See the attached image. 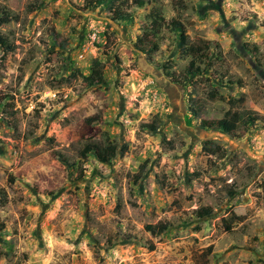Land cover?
<instances>
[{
	"label": "rangeland",
	"instance_id": "1",
	"mask_svg": "<svg viewBox=\"0 0 264 264\" xmlns=\"http://www.w3.org/2000/svg\"><path fill=\"white\" fill-rule=\"evenodd\" d=\"M121 7L130 20L86 0H0L13 45L0 44V264H264V0ZM153 8L188 48L210 41L208 56L157 33ZM244 108L246 133L225 117ZM107 141L110 161L85 153Z\"/></svg>",
	"mask_w": 264,
	"mask_h": 264
},
{
	"label": "trees",
	"instance_id": "2",
	"mask_svg": "<svg viewBox=\"0 0 264 264\" xmlns=\"http://www.w3.org/2000/svg\"><path fill=\"white\" fill-rule=\"evenodd\" d=\"M130 1V4H136L138 6H144L146 3V0H86L87 5L90 7H96V6H105L108 8L110 11L114 13V19L116 20H130L133 15L130 14L129 12H126L125 10H122L123 5H127ZM148 1V0H147ZM178 1V0H177ZM178 4H181L182 2H177ZM42 5V4H41ZM41 5L37 4H32L31 9L35 10ZM184 6V3L182 4ZM151 17V25L153 28H155V31L157 33L161 32L162 28H167L169 31L172 32H178L179 33V39H180V47L183 49V53L187 56L193 57L197 61H202L205 57L208 56L209 51H210V41H205L202 40L198 45L194 46L193 48H188L185 45L184 39L186 37V30L184 25L180 23V20L177 17H173L171 19H166L162 9L157 8V9H152L149 13ZM11 21V18L8 14L3 15L0 18V22L5 23ZM0 44L5 46L6 50H11L13 49L12 44H8L2 37H0ZM157 48V44H155V49ZM139 49L143 52L146 51L145 48L139 47ZM203 69L201 68L200 65H197L195 67L187 68L186 69V76L190 74H198L202 73ZM103 77V64L102 62L97 58L93 61V66H92V71L88 76H85V80L87 81L88 85H95L99 81L102 80ZM240 85H242L243 82L240 80H237ZM230 83H234L235 80L234 78H229ZM209 97L211 99H215L218 94L217 90L213 87L209 89L208 93ZM222 97V96H220ZM231 102L232 100L229 99ZM225 117H227L231 122L236 124V128L239 129L241 132L246 133L250 126L254 123L255 121V116H254V111L250 108H244L243 110L240 111H234L231 112V110H228L225 113ZM153 130H157L158 126H151ZM89 152H95L97 156L103 160V161H110L114 157L117 156L118 154V145L115 142L112 141H107L105 144H98V143H89L87 144V147L85 149V153ZM149 160H145L143 163L140 164L138 170L133 173L129 174L130 177L133 178L134 182L137 183L139 182L142 178L143 175L148 167ZM161 185H164L163 179L161 180ZM236 193L235 190L230 189L229 194L234 195ZM213 212V207L212 206H202L196 211V215L198 217H204L207 215L212 214ZM223 224L225 226L226 231H232V222L231 219L226 216L222 219ZM150 226H147V229H149ZM135 237L134 235L128 234L125 236L126 239H131ZM114 239H109L108 243L111 245L113 244Z\"/></svg>",
	"mask_w": 264,
	"mask_h": 264
},
{
	"label": "water",
	"instance_id": "3",
	"mask_svg": "<svg viewBox=\"0 0 264 264\" xmlns=\"http://www.w3.org/2000/svg\"><path fill=\"white\" fill-rule=\"evenodd\" d=\"M141 67L143 69H145L146 71L150 72L151 65L149 63L143 62V63H141ZM152 72L155 73V74H157V71H152ZM165 83H166V81H165Z\"/></svg>",
	"mask_w": 264,
	"mask_h": 264
}]
</instances>
